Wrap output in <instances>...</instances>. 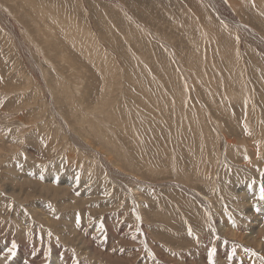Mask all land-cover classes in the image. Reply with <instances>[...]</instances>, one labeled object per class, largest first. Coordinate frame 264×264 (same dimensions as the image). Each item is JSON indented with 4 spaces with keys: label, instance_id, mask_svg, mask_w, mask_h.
Returning <instances> with one entry per match:
<instances>
[{
    "label": "rangeland",
    "instance_id": "obj_1",
    "mask_svg": "<svg viewBox=\"0 0 264 264\" xmlns=\"http://www.w3.org/2000/svg\"><path fill=\"white\" fill-rule=\"evenodd\" d=\"M0 151V264H264V0H0Z\"/></svg>",
    "mask_w": 264,
    "mask_h": 264
},
{
    "label": "snow or ice",
    "instance_id": "obj_2",
    "mask_svg": "<svg viewBox=\"0 0 264 264\" xmlns=\"http://www.w3.org/2000/svg\"><path fill=\"white\" fill-rule=\"evenodd\" d=\"M260 199L261 200H264V184H262L261 186H260ZM138 219H139V217H138ZM101 229H103V225L101 224ZM15 248H16V244L13 242V244H12V247L10 248V249H8V251L11 253V254H15ZM215 251H216V249L215 248H213L212 249V252L210 253V256L211 255H214L215 254Z\"/></svg>",
    "mask_w": 264,
    "mask_h": 264
},
{
    "label": "bare ground",
    "instance_id": "obj_3",
    "mask_svg": "<svg viewBox=\"0 0 264 264\" xmlns=\"http://www.w3.org/2000/svg\"><path fill=\"white\" fill-rule=\"evenodd\" d=\"M62 62H63V61H62ZM77 80H78V79H77ZM74 84H75V83H74ZM0 152H1V151H0ZM112 159H113V158H112ZM17 168H18V167H17ZM30 174H31V173H30ZM142 178H143V177H142ZM4 181H5V180H4ZM5 182H6V181H5ZM71 183H72V182H71ZM26 184H27V183H26ZM72 184H73V183H72ZM16 187H17V186H16ZM32 190H33V189H32ZM53 191H54V190H53ZM57 191H58V190H57ZM64 191H65V190H64ZM33 193H34V192H33ZM31 194H32V193H31ZM9 195H10V194H9ZM11 195H12V194H11ZM61 195H62V194H61ZM248 199H249V198H248ZM19 200H20V199H19ZM136 204H137V203H136ZM62 206H63V205H62ZM249 212H250V211H249ZM132 214H133V213H132ZM49 220H50V219H49ZM230 220H231V219H230ZM52 223H53V222H52ZM154 227H155V226H154ZM262 229H263V228H262ZM260 230H261V228H260ZM152 231H153V230H152ZM228 231H229V230H228ZM237 232H238V231H237ZM262 232H263V231H262ZM253 233L256 234V235L261 234V233H257L256 231H254ZM253 233H252V234H253ZM226 234H228V233H226ZM263 234H264V233H263ZM263 234H261V235H263ZM248 235H250V234H248ZM229 237H231V238H233V239H237V238H238V235L236 236V235L233 234V235H230ZM249 237H250V236H249ZM252 237H253V236H252ZM241 238H242V236H241ZM246 238H247V237H246ZM233 239H232V240H233ZM247 239H248V238H247ZM247 239H246V240H247ZM110 241H111V240H110ZM241 241H242V240H241ZM247 241H248V240H247ZM255 241H256V240H255ZM242 242H243V241H242ZM263 242H264V241H263ZM245 243H246V242H245ZM247 244H248V243H247ZM247 244H246V245H247ZM257 244H258V243H257ZM210 245H211V244H210ZM246 245H245V246H246ZM251 245H252V244H251ZM258 245H259V244H258ZM258 245H256V246H258ZM259 246H261V245H259ZM241 247H242V246H241ZM262 247H263V246H262ZM220 251H221V250H220ZM253 251H254V250H253ZM262 252H263V251H262ZM247 254H248V253H247ZM107 256H108V255H107ZM246 256H247V255H246ZM54 260H55V259H54ZM223 263H224V262H223Z\"/></svg>",
    "mask_w": 264,
    "mask_h": 264
}]
</instances>
